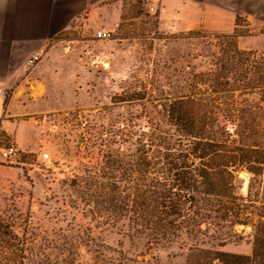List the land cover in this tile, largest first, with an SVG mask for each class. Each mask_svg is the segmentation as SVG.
Returning a JSON list of instances; mask_svg holds the SVG:
<instances>
[{"label":"rangeland","instance_id":"rangeland-1","mask_svg":"<svg viewBox=\"0 0 264 264\" xmlns=\"http://www.w3.org/2000/svg\"><path fill=\"white\" fill-rule=\"evenodd\" d=\"M128 7L124 6L127 19L121 27L120 22L110 27L113 31L107 39L94 38L97 30L91 38L83 39L71 29L47 46L34 68L38 84L44 86L35 94L42 93V97L27 96L22 103L28 106L18 117L26 121L22 125L29 127L34 143L19 152L16 164L6 165L0 155V215L12 218L14 231L27 247L50 249L70 239L79 247V264H106L122 253L140 261L150 256L163 263L183 259L173 257L183 251L178 242L157 251L145 250L139 240L126 237L124 217L116 224L107 217L101 200L110 192L102 188L101 194L100 188L109 182L101 172L106 173L117 153L126 157L133 151L135 139H143L149 122L153 123L156 112L169 99L207 103L215 107L211 114L217 116L219 125L226 123L221 113L225 94L211 92L207 75L213 68L211 55L224 46L213 35L243 32L236 39L238 47L264 60V41L257 33L247 32L240 18L239 27L221 32L203 28L173 32L145 4L138 17H133ZM122 10L123 4L121 14ZM192 31L200 35L193 37ZM18 84H11L6 99ZM23 86L27 93L38 90L34 81ZM262 129L264 116L259 124ZM10 144L16 147L11 136L0 137V150ZM42 153L48 154V159H43ZM234 176L240 222L232 228L234 237L216 247L249 255L252 225L259 219L258 205L264 203V177L259 201L246 196L248 172L237 169Z\"/></svg>","mask_w":264,"mask_h":264},{"label":"trees","instance_id":"trees-1","mask_svg":"<svg viewBox=\"0 0 264 264\" xmlns=\"http://www.w3.org/2000/svg\"><path fill=\"white\" fill-rule=\"evenodd\" d=\"M126 4L130 14L138 17L145 2L123 1L120 27L127 19ZM241 33L213 35L224 46L211 55L213 68L207 75L211 92L225 94L221 102L225 124L219 125L211 114L215 107L207 103L169 99L149 122L143 139H135L133 151L126 157L117 153L109 168L104 167L106 173L101 172L109 182L100 188L110 192L101 200L107 217L115 224L124 217L126 237L139 240L145 250L178 242L183 251L173 257L183 259L163 263L150 256L140 261L122 253L106 264H264V203L258 205L259 219L252 225L249 255L216 247L234 237L232 228L240 222L235 171L248 172L246 196L254 200H259L264 177V130H259L264 116V60L238 47ZM8 136L0 125V137ZM112 142L116 146L118 141ZM78 248L70 239L50 249L27 247L14 231L12 218L0 215V264H79Z\"/></svg>","mask_w":264,"mask_h":264},{"label":"crops","instance_id":"crops-1","mask_svg":"<svg viewBox=\"0 0 264 264\" xmlns=\"http://www.w3.org/2000/svg\"><path fill=\"white\" fill-rule=\"evenodd\" d=\"M124 0H0V121L1 128L13 138L19 151L30 148L34 138L22 125L27 96L44 90L37 79L35 66L42 60L47 46L67 30H77L91 38L101 27L118 25ZM147 8L158 13L159 20L171 31L203 28L221 32L239 27L238 17L249 33L264 41V0H144ZM39 52V61L31 68L26 60ZM36 71V72H35ZM34 81L35 90L25 91L23 84ZM17 90L5 98L11 84ZM39 85V87H37ZM19 114V115H18ZM18 119H21L17 121ZM15 124V125H14Z\"/></svg>","mask_w":264,"mask_h":264},{"label":"built area","instance_id":"built-area-1","mask_svg":"<svg viewBox=\"0 0 264 264\" xmlns=\"http://www.w3.org/2000/svg\"><path fill=\"white\" fill-rule=\"evenodd\" d=\"M111 31L113 30L109 28L101 27L97 29V31L94 33V38L101 40L107 39L110 37ZM40 57H41L40 53L35 52L26 60V66L28 68L33 67L39 61ZM19 152L20 151L14 145L10 144L9 146L3 147L0 150V155L3 162L6 165H11L19 162V159L21 157V154ZM42 158L45 160L48 159V154L42 153Z\"/></svg>","mask_w":264,"mask_h":264}]
</instances>
